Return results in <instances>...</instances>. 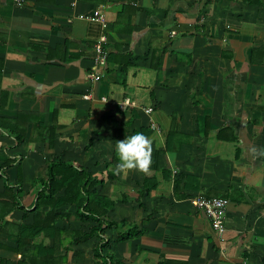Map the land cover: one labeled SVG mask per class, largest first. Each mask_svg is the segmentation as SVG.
Listing matches in <instances>:
<instances>
[{
  "label": "crops",
  "instance_id": "obj_1",
  "mask_svg": "<svg viewBox=\"0 0 264 264\" xmlns=\"http://www.w3.org/2000/svg\"><path fill=\"white\" fill-rule=\"evenodd\" d=\"M137 132L148 169H117ZM50 161L103 181L106 219L143 230L104 231L120 264H264V0H0V264H104L101 237L72 234L95 224L74 203L48 216L66 191L40 196ZM199 196L229 201L225 233ZM35 222L63 232L25 236Z\"/></svg>",
  "mask_w": 264,
  "mask_h": 264
},
{
  "label": "trees",
  "instance_id": "obj_2",
  "mask_svg": "<svg viewBox=\"0 0 264 264\" xmlns=\"http://www.w3.org/2000/svg\"><path fill=\"white\" fill-rule=\"evenodd\" d=\"M17 139L20 140L19 142H22L19 136H17ZM47 176L48 178L46 180H38V183H41L44 188L47 189V194H43L45 191V189H43V191L40 192V196L44 195L47 199L52 200L62 188L66 189L65 196L56 199L48 216L53 213L56 207L66 203H74L78 211L81 212L82 217H87L86 219L88 221L95 223L89 228V231L77 230L73 232L72 234L76 238V241L86 242L95 236L101 237V241L93 249L94 258L104 260V264H120V262H116L112 256L104 254L109 241L104 231L114 227L118 233L116 241L125 242L140 237L143 230L135 225H129L128 229L122 231V227L126 222L117 223L106 219L107 213L115 205V202L108 200L106 197L102 196L99 191H96V186L102 185L103 181L91 176L84 170L76 168L72 164L62 161H50L48 164ZM114 178L115 175L110 174L109 179L113 180ZM48 228H52L55 232H63L54 227L52 223L42 224L36 222L32 226L22 227L21 231L25 236L28 235L29 237L40 233L52 235ZM18 242L17 251L23 252V247L27 244L25 237L19 239ZM37 248L38 250H43L47 256L54 255L56 251L55 248L47 249L42 246H37ZM160 264L169 263L161 259Z\"/></svg>",
  "mask_w": 264,
  "mask_h": 264
},
{
  "label": "built area",
  "instance_id": "obj_3",
  "mask_svg": "<svg viewBox=\"0 0 264 264\" xmlns=\"http://www.w3.org/2000/svg\"><path fill=\"white\" fill-rule=\"evenodd\" d=\"M93 18L99 20L103 27L107 26L105 16L99 11L94 12ZM106 43V37L102 36L101 39L95 44V56H94V70L88 74V77L93 81H99L101 78V72L99 71L107 64V51L104 48ZM126 105H130V102H123L120 107L123 108ZM152 109H148L146 112H151ZM192 203L201 208L205 214L210 218L214 230L218 234H223L226 231V213L229 201L226 198H206L196 197L192 199Z\"/></svg>",
  "mask_w": 264,
  "mask_h": 264
},
{
  "label": "clouds",
  "instance_id": "obj_4",
  "mask_svg": "<svg viewBox=\"0 0 264 264\" xmlns=\"http://www.w3.org/2000/svg\"><path fill=\"white\" fill-rule=\"evenodd\" d=\"M151 143L152 138L139 132L117 141L115 145L119 160L117 169L147 170L151 163Z\"/></svg>",
  "mask_w": 264,
  "mask_h": 264
}]
</instances>
